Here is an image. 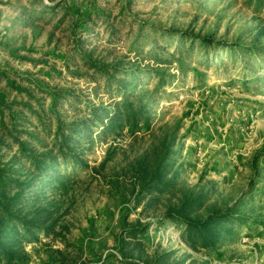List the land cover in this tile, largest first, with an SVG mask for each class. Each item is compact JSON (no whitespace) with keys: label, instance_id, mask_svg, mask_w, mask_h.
Returning <instances> with one entry per match:
<instances>
[{"label":"rangeland","instance_id":"rangeland-1","mask_svg":"<svg viewBox=\"0 0 264 264\" xmlns=\"http://www.w3.org/2000/svg\"><path fill=\"white\" fill-rule=\"evenodd\" d=\"M0 226V264H264V0H0Z\"/></svg>","mask_w":264,"mask_h":264},{"label":"trees","instance_id":"trees-1","mask_svg":"<svg viewBox=\"0 0 264 264\" xmlns=\"http://www.w3.org/2000/svg\"><path fill=\"white\" fill-rule=\"evenodd\" d=\"M204 40V43H205V45L206 46H208V44H209V41H207V39H203ZM216 219V218H215ZM193 227V226H192ZM197 227V226H196ZM196 227H193V228H191V230H194ZM1 226H0V232H1ZM223 231V230H222ZM222 231H221V233H222ZM220 233V232H219ZM219 235V234H218ZM5 237V236H4ZM216 237H219V236H216ZM6 245V243L5 242H2V241H0V248H2L3 246H5ZM5 251V248L4 249H2V253Z\"/></svg>","mask_w":264,"mask_h":264}]
</instances>
